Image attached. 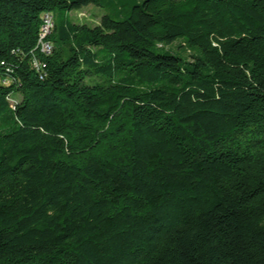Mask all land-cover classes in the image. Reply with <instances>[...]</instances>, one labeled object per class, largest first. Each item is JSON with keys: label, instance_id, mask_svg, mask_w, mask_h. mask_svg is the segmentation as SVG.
Masks as SVG:
<instances>
[{"label": "trees", "instance_id": "16d2710c", "mask_svg": "<svg viewBox=\"0 0 264 264\" xmlns=\"http://www.w3.org/2000/svg\"><path fill=\"white\" fill-rule=\"evenodd\" d=\"M0 264H264V0H0Z\"/></svg>", "mask_w": 264, "mask_h": 264}, {"label": "rangeland", "instance_id": "374dc122", "mask_svg": "<svg viewBox=\"0 0 264 264\" xmlns=\"http://www.w3.org/2000/svg\"><path fill=\"white\" fill-rule=\"evenodd\" d=\"M106 10L102 7L96 5H89L83 7L82 9L73 11L71 13L72 19L78 24H87L89 26H95L100 24L103 15L105 14ZM172 51H181L187 58L190 57L191 52L185 50L183 47L179 48V42L174 43L173 45L168 47ZM52 51V48L49 50Z\"/></svg>", "mask_w": 264, "mask_h": 264}, {"label": "built area", "instance_id": "2783aa9c", "mask_svg": "<svg viewBox=\"0 0 264 264\" xmlns=\"http://www.w3.org/2000/svg\"><path fill=\"white\" fill-rule=\"evenodd\" d=\"M52 31L50 28V23L47 19V13H45L43 15V22L42 25L40 27V32H39V37H38V49L40 50L41 53L44 54H51L53 51H48V44L51 43L50 40V35H51ZM34 65L39 67L40 66V61L38 60V58L35 56L34 57Z\"/></svg>", "mask_w": 264, "mask_h": 264}, {"label": "bare ground", "instance_id": "6f19581e", "mask_svg": "<svg viewBox=\"0 0 264 264\" xmlns=\"http://www.w3.org/2000/svg\"><path fill=\"white\" fill-rule=\"evenodd\" d=\"M47 19H48V21L50 23L51 31H53L54 26H55L54 18H53L52 15L47 14ZM52 46H53L52 43L48 44V51L52 48Z\"/></svg>", "mask_w": 264, "mask_h": 264}]
</instances>
